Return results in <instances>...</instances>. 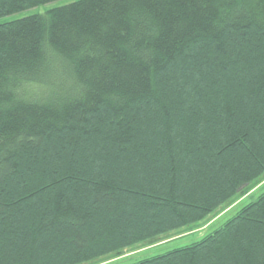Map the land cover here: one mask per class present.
Returning a JSON list of instances; mask_svg holds the SVG:
<instances>
[{"label":"trees","instance_id":"1","mask_svg":"<svg viewBox=\"0 0 264 264\" xmlns=\"http://www.w3.org/2000/svg\"><path fill=\"white\" fill-rule=\"evenodd\" d=\"M55 1L0 0V19ZM263 178L264 0H76L0 22V264L151 245ZM214 227L129 264H264V191Z\"/></svg>","mask_w":264,"mask_h":264},{"label":"rangeland","instance_id":"2","mask_svg":"<svg viewBox=\"0 0 264 264\" xmlns=\"http://www.w3.org/2000/svg\"><path fill=\"white\" fill-rule=\"evenodd\" d=\"M74 1L76 0H58L45 5H40L9 16H5L0 19V22L43 13L53 6H60ZM263 191L264 178L259 181V183H257L248 194L236 197L227 206L220 208L218 212L214 213V215L208 216V218L204 219L203 221L195 223L192 226L178 229L177 231L162 237L159 242H155L154 244L135 245L124 250L123 253L106 256L92 264H129L145 257L166 252L167 250L175 247L190 244L196 240H199L206 233L214 229V224L216 222H224V220L234 215L242 206L257 198V196H259Z\"/></svg>","mask_w":264,"mask_h":264}]
</instances>
